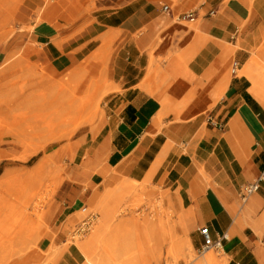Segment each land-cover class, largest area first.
I'll use <instances>...</instances> for the list:
<instances>
[{"label": "crops", "instance_id": "crops-1", "mask_svg": "<svg viewBox=\"0 0 264 264\" xmlns=\"http://www.w3.org/2000/svg\"><path fill=\"white\" fill-rule=\"evenodd\" d=\"M44 2L26 0L19 17ZM98 4L60 41L54 26L34 34L55 73L111 51L108 115L89 147L93 163L104 161L94 180L151 174L182 206L196 250L208 226L215 240L227 235V264H264V180L243 198L264 172V0ZM81 260L68 250L49 264Z\"/></svg>", "mask_w": 264, "mask_h": 264}, {"label": "rangeland", "instance_id": "rangeland-1", "mask_svg": "<svg viewBox=\"0 0 264 264\" xmlns=\"http://www.w3.org/2000/svg\"><path fill=\"white\" fill-rule=\"evenodd\" d=\"M25 1L0 0V264H49L68 250L80 253L85 264L86 256L75 244L95 235L99 236L93 246L95 259L111 264L127 259L130 264H202L205 252L183 244L190 239V225L163 181L134 182L118 173L111 185L100 184V177L94 180L104 161L93 163L89 147L108 115V94L113 90L108 76L111 51L101 53L83 77L70 79L72 84L82 80L86 89L99 92L97 105L84 112L88 120L78 128L38 103L45 87L33 84L41 77L63 78L75 66L53 72L42 55L44 42H35L34 34L54 26L53 40L60 41L62 28L76 24L103 0H66L50 19L37 18L39 8L26 22L19 17ZM105 1L117 6L126 0ZM12 63L15 67L8 70ZM29 93L35 103L16 100ZM39 146L43 147L34 152ZM86 161L88 166L83 165ZM120 194L124 197L118 201ZM89 218L88 227L80 231ZM156 229L161 230V242ZM123 236L137 243L120 252L112 243Z\"/></svg>", "mask_w": 264, "mask_h": 264}, {"label": "bare ground", "instance_id": "bare-ground-1", "mask_svg": "<svg viewBox=\"0 0 264 264\" xmlns=\"http://www.w3.org/2000/svg\"><path fill=\"white\" fill-rule=\"evenodd\" d=\"M50 1L48 0L47 4H45L41 9H39L37 18L40 20L42 19H50V16L56 11L57 8L64 6L66 0H59V1ZM101 51H96L90 57H88L82 64L75 66L71 69L68 75L64 76L63 78H55L49 77V80L44 79L41 77V81L35 82L33 87H45L43 88L42 92L38 95L39 102L41 106H48L52 109L51 115L55 116V118L61 119L62 121H73L76 124L75 128H78L88 119L84 118V112L88 108H92L97 105V99L99 96V92L96 90L86 89V83L82 80L72 84L70 83V79L72 78H80L83 77L85 73H87L92 67L93 64L96 63L100 58ZM16 63H12L8 70L14 68ZM84 73V74H83ZM82 74V75H81ZM70 83V84H69ZM21 104L29 103L33 104L36 102L35 98H33V93L29 94H22L19 95L16 99ZM17 141L16 139H14ZM43 146L37 147L35 151ZM83 165L88 166L89 162H83ZM40 168V166H38ZM151 179V174L147 180ZM134 182H138L137 180H132ZM127 188L131 189L129 184L125 185ZM108 196H113L111 191H108ZM118 201L121 200L124 195L120 194L116 196ZM157 205H161V202L158 201ZM35 207V206H34ZM156 238L159 242L162 240L161 230H157ZM99 241V236L95 235L90 240L85 242H77L75 245L76 247L82 250V253L86 256V263L85 264H111L107 259L100 258L95 259L93 246L97 244ZM136 241L134 239H130L128 236H123L120 238H114L113 246H115L120 252L125 250H130V247H134L136 245ZM183 244L189 246L193 249L191 240L186 238L183 241ZM138 245V244H137ZM131 261L128 259L123 261L122 264H130ZM202 264H227L226 257L223 255L218 256L214 249H211L205 252V256L203 257Z\"/></svg>", "mask_w": 264, "mask_h": 264}, {"label": "built area", "instance_id": "built-area-1", "mask_svg": "<svg viewBox=\"0 0 264 264\" xmlns=\"http://www.w3.org/2000/svg\"><path fill=\"white\" fill-rule=\"evenodd\" d=\"M164 11H167L169 9L168 5H164L163 7ZM185 16H187L190 20H194V16L191 13H187ZM264 180V172L260 175V177L255 180L254 182H251L249 184H246L243 188V198L246 199L248 196L254 194L257 192L260 188V182ZM91 218L84 220L83 224L80 226V231H85V229L88 227V224L90 223ZM200 234L203 238V245H202V251L207 252L211 249L214 250H220L222 248V241L227 238V235L224 234L219 239L215 240L211 232L209 230L208 226H202L199 230Z\"/></svg>", "mask_w": 264, "mask_h": 264}]
</instances>
